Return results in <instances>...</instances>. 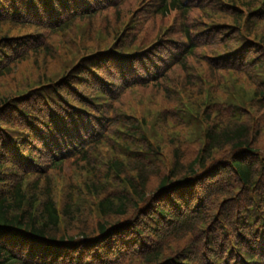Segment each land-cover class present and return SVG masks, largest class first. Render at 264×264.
<instances>
[{
	"label": "trees",
	"instance_id": "1",
	"mask_svg": "<svg viewBox=\"0 0 264 264\" xmlns=\"http://www.w3.org/2000/svg\"><path fill=\"white\" fill-rule=\"evenodd\" d=\"M110 1L0 0V83L12 75L14 63L32 55L53 57L49 40L65 38L77 22L91 21ZM159 7L164 16L189 14L186 0H164ZM190 30L182 25L184 40L177 45L167 41L158 52L171 64L159 79V63L136 58L134 53L143 49L136 47L140 39L129 38L120 45L121 40L91 47L71 66L73 80L92 78L94 94L77 93L80 83L69 84L64 78L68 71L55 79L43 72L46 80L37 77L25 92H0V264H264V198L260 191L252 199L239 193L241 188L253 191L264 180L259 138L264 128L251 118L264 110V48L254 57L240 58L242 64L233 63L241 78L221 85L226 92L219 101L222 108L208 104L203 109L209 122L193 135L198 148L192 159L184 161L176 144L163 173L150 166L156 160L150 146L159 144L156 128L169 125L163 110L147 137L133 119L117 120L112 108L106 112L89 105L102 96L103 106H111L109 94L120 89L160 80L171 84L170 71L196 48ZM248 33L264 45V35ZM80 67L84 75L77 72ZM157 87L174 101L175 93ZM35 88L39 90L31 96L41 102L25 104L27 92ZM211 96L210 103L218 102ZM106 118L112 121L107 131ZM172 118L182 123L174 112ZM153 150L156 157L162 152ZM65 164L83 166L84 188L78 190L81 194L71 193L69 182L58 199L51 172H61ZM150 174L158 181L148 191ZM115 183L122 189L105 190ZM84 197L95 198L91 208ZM85 214L96 219L89 232L59 233L64 223L78 222Z\"/></svg>",
	"mask_w": 264,
	"mask_h": 264
},
{
	"label": "rangeland",
	"instance_id": "2",
	"mask_svg": "<svg viewBox=\"0 0 264 264\" xmlns=\"http://www.w3.org/2000/svg\"><path fill=\"white\" fill-rule=\"evenodd\" d=\"M186 1L189 8L187 16L180 11L168 12L164 16L159 14V5L164 0H111L91 21L88 22L86 19L77 22L67 31L65 38L59 37V35L49 40L50 48L56 51L53 57L42 59V55H32L27 60L14 63L11 70L12 75L0 83V92H25L34 86L37 77H44L43 72L48 78L55 79L63 72L68 71L64 78H68L69 84L80 83L76 84L77 93L83 97L89 96L91 93L94 94L91 86L92 78L86 82L73 80L71 75L74 70L71 69V66L91 47H104L113 43L116 45L121 40L118 43L120 45L121 42L126 43L129 38L140 39L136 47L143 49L134 53L136 58L143 56L146 62L157 61L159 63L160 70L156 74L157 79H159L171 64L163 60L162 55L159 57L158 52L168 46L167 43L169 42L167 41H173L174 45H177L175 41H183L184 38L181 36L182 25H188L191 27L190 34L195 37L196 48L192 56L190 55L182 61L185 66L184 64L179 68L176 66L174 71H170L171 81L173 80L171 84H166L164 80H160L153 86L120 89L121 91L116 94H109L112 97L111 106H103L106 103V98L102 96H97L95 102L91 100L89 105L92 109L98 108L99 110L101 107H105L106 112L112 108L113 115L117 120L129 121L133 119L142 127V131L147 137L151 136L150 130L154 127L157 116L160 114L159 110H163L169 121V127L166 126L163 130L156 128L157 140L160 145L153 142L155 145L150 146L156 159L154 163L151 162L153 165L150 164V166L161 169V173L165 172V168L169 166L173 149L175 151L178 148L175 146L176 144L183 151L184 161L190 160L198 148V143L194 144L195 137L193 138V135L198 131H204L209 122L202 114L203 109L208 104L215 108H222L219 101L225 99L226 92L221 85L228 84L230 86L234 80L233 77L241 78L239 70L236 68L237 65H233V63L242 64L240 58L246 60L256 56L258 52L262 53L264 45L254 40L248 31L252 34L264 35V0ZM239 33H241L240 37H238ZM174 49L175 47L172 50ZM79 53L80 55H78ZM79 71L83 75L86 72L85 68L81 70V67L77 72ZM99 75L106 77L103 73ZM190 80L197 83V86L192 87L189 84ZM160 84L165 86L170 93H175V95L173 94L175 96L174 101H172V95L168 97L166 93L160 92L157 87ZM38 90L35 88L27 92L28 99L25 104L41 102L40 98H32L31 96V94L35 95ZM211 95H214L218 102L210 103ZM205 111L208 112L209 108ZM172 112L183 124L175 123ZM142 116L147 122L143 121ZM251 118L255 125L258 124L264 128V110L254 112ZM111 123V118H106V131ZM157 124L160 125V123ZM89 131L91 130L89 129ZM259 138L264 148V133H261ZM143 143L149 145V142ZM95 144H90L89 150ZM156 147L162 149L158 157L155 155L156 151L153 150ZM82 169V165L65 164L61 172H51L54 191L57 193L58 199L61 196L62 188L69 182L72 188L69 186L68 191L80 193L78 190L84 188V185L80 184ZM126 173L132 175L130 171ZM132 178L134 179L133 176ZM157 181L156 175L150 174L147 180V190L151 191L155 188ZM122 185L115 183L107 186L105 190L117 192L122 189ZM258 191L264 198V180L258 182L253 191L241 188L239 193H245L252 199ZM84 198L86 199V206L91 208L95 198ZM83 206L85 207V203ZM90 215L85 214L78 217V222L72 221L66 226L64 223L59 233H65V229H68L66 235H76L81 231L89 232L93 229L96 221L95 215Z\"/></svg>",
	"mask_w": 264,
	"mask_h": 264
}]
</instances>
